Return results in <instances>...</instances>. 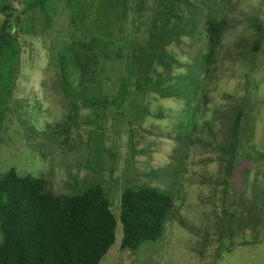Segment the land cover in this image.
<instances>
[{"label":"trees","instance_id":"16d2710c","mask_svg":"<svg viewBox=\"0 0 264 264\" xmlns=\"http://www.w3.org/2000/svg\"><path fill=\"white\" fill-rule=\"evenodd\" d=\"M88 1L89 11L71 19L67 36L49 33L51 30L47 24L57 19L53 18L56 8L50 15L47 5L55 2L72 3L73 0H28L20 16L12 18V22L5 20L0 24V82L6 84L0 86V105L8 102L7 98L14 88L13 79L18 72L21 52L19 41L22 37L34 38L38 45L47 43L50 49L54 40H58L52 38L53 35H59L61 40L68 38L69 42L63 43L55 56L51 55L50 50L47 53V58L59 69V77L53 79L54 87L60 86L65 96H70L68 108L72 116L67 119L72 126L78 127V101L83 100L84 107L90 109L92 125L100 124L101 129L111 106L119 109L124 105L129 83L134 84L138 93L146 90L161 97H170L169 90L162 87L171 79L172 66L178 64L171 55L173 51H168L167 47L174 43L175 49L180 50L183 42L188 43L193 49L194 58L199 61L203 75L182 76L176 83L181 87L180 92L172 94L187 99H197L199 96V110L195 111H199V114L192 122V133L186 139L188 141L177 140L178 146L169 156L171 159L168 164L158 163L150 167L151 171L147 175L151 180L158 178L152 169L165 171V174L174 172L182 175L185 159L191 152L189 145L194 144L196 149L204 153L218 154L222 163L227 164L223 178H219L216 183L224 186L223 195H226L229 188L227 179L232 176L234 166L240 164L238 150L243 147V140L248 141L255 132L253 110L248 108L245 101L223 93L221 95L226 104L213 110L212 120L202 118L209 111L208 96L213 83H218L229 72H235L238 64L248 63L245 77L246 85L249 84V75L259 68L256 61L264 49V31L261 26H252L255 33L245 38L247 32H244L227 44L230 39L228 35L237 29L239 21L235 17L230 18L229 14L223 16L224 13L219 17H198L201 5H205L208 0H155L154 14H147L146 20L141 12L132 14V11L142 8L144 0ZM3 2L0 12L8 11V17H13L15 12L11 13L10 7L12 0ZM30 11L33 16H28ZM38 15H42L43 19H38ZM21 16L25 18L21 19ZM38 22L40 24L37 29ZM128 22L132 26L131 32L126 29ZM117 33L122 37L118 38ZM139 35L142 37L139 38ZM131 39L130 45L128 42ZM182 39L187 40L185 42ZM155 63L162 67L160 72L155 68ZM108 64L117 65L119 69L130 70L134 74L133 77L128 75L119 79L120 85L112 101L102 95L110 91L112 68ZM70 78L72 83H78L73 89L67 82ZM143 97L140 109H134L137 116L146 110L143 106L146 95ZM130 120L127 117L132 126ZM4 121L7 122L0 111V146H6L12 140L7 139L8 135L24 124L20 119L13 130H8L3 125ZM12 123L10 121L8 124ZM68 127L66 124L56 133L68 134ZM129 128V133L132 132L130 147L134 150L137 143L133 142V138L143 128L136 127V132L132 127ZM196 132L208 134L209 140H203L199 135L194 138L193 133ZM138 137L140 141L143 139L141 135ZM102 139H98V148ZM68 143L65 139L62 145ZM137 151L146 156L145 165L152 166L149 162L153 160V150L147 147ZM94 152L98 153L97 150ZM252 152L259 157L258 146L253 147ZM210 161L207 158L202 163ZM84 188L83 191L76 190L72 195H56L52 182L45 176L21 175L16 167L7 169L0 178V264H101L116 243L119 224L122 227L119 253L128 251L133 255L142 244L158 242L166 233L168 224L173 221L176 204L169 192L140 186L124 189L117 217L103 184L97 182ZM246 213L248 211H243L240 218L243 219L242 215Z\"/></svg>","mask_w":264,"mask_h":264},{"label":"rangeland","instance_id":"374dc122","mask_svg":"<svg viewBox=\"0 0 264 264\" xmlns=\"http://www.w3.org/2000/svg\"><path fill=\"white\" fill-rule=\"evenodd\" d=\"M3 1L0 0V7L5 3ZM27 1L12 0L11 13L14 11L15 15L9 18L8 11L0 12V24L5 20L12 22V18L20 16ZM88 2L73 0L72 3L48 4L47 12H51V15L56 8L53 18L57 19L47 24L51 30L49 33L67 36L68 23L72 18L89 11ZM155 5V0H144L139 10L133 6L136 11H132V14L141 12L146 20L147 14H154ZM222 13L239 21L237 29L228 35L230 39L227 44L244 32H247L245 38L255 33L252 28L254 25L261 26L264 31V0H208L205 5H201L198 17H219ZM28 16H33V12L30 11ZM24 18L21 16V19ZM37 18L43 19V16L38 15ZM131 27L128 22L127 32H131ZM117 34L118 38L122 37L120 33ZM54 37L59 42L55 39L51 49L47 43L38 45L34 38L22 37L19 41L21 52L18 72L13 79L14 88L10 89L8 102L0 105V111L6 118L7 122L3 123L6 129L13 130L20 119L24 124L8 135L7 139L12 140L6 146H0V178L7 169L16 167L21 175L45 176L52 182L56 195L67 196L99 182L103 184L117 217L124 189L140 186L169 192L176 204L175 215L162 238L156 243L142 244L133 255L128 251L119 253L122 238L119 224L116 243L101 264H264V49L256 61L259 68L249 75V84L246 85L245 77L249 65L244 62L235 67V72H229L218 83L214 82L208 96L209 111L203 120H212L213 110L226 104L221 95L223 93L245 101L248 108L253 110L255 132L248 141L243 140L244 145L238 150L240 164L234 166L232 176L227 179L228 192L223 195L224 186L216 183L219 178H223L227 164L222 163L218 154L204 153L196 149L194 144L189 145L191 152L185 159L182 175L174 172L165 174V171L154 169L152 172L156 173L157 179L151 180L147 175L151 171L150 167L158 163L168 164L171 159L169 156L178 146L177 140L188 141L186 139L192 133V122L199 114V111L195 112L199 110V96L197 99H187L172 94L180 92L181 87L176 85L179 78L201 73L199 61L194 58L193 49L188 43L183 42L180 50L175 49L174 43L167 47L168 51H173L171 55L178 64L172 66L171 79H166L168 82L162 87L169 90L170 97H161L145 89V92L138 93L134 84L129 83L124 105L119 109L111 106L107 120L101 124L102 131L100 124L92 125L90 109L84 107L83 100L78 101V127L68 121L67 117L72 116L68 108L70 96L66 97L60 86L54 87L59 69L47 58V53L50 50L51 55L55 56L63 43L69 40L67 37L61 40L57 34ZM182 40L186 42L187 39ZM128 43L131 45L132 39ZM108 65L112 68L110 91L102 95L112 101L120 85L119 79L128 75L133 77L134 74L130 70L119 69L117 65ZM155 68L158 72L162 70L157 63ZM67 82L72 89L78 84L72 83L71 78ZM3 85L6 86L0 82V86ZM145 95L143 106L146 112L138 113L137 116L134 109H140ZM126 115L130 117L132 126ZM10 121L13 123L8 124ZM66 124L69 125L68 134L56 133ZM200 124L198 131L201 129ZM128 127L134 131L136 127L143 128L140 130L143 133L139 131L133 138V142L137 143L134 150L130 147L132 132L129 133ZM202 133H193L194 138L199 135L201 139L209 140L208 134ZM140 135L143 138L141 141ZM100 137L103 139L98 148ZM65 139L69 142L66 146L62 145ZM257 146L259 157L252 152V148ZM147 147L153 150V160L149 162L152 166L145 165L147 158L140 155L143 154L141 151L136 152ZM207 158L212 161L202 163ZM243 211H248L242 215L244 220L240 218Z\"/></svg>","mask_w":264,"mask_h":264}]
</instances>
